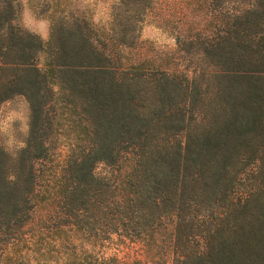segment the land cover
<instances>
[{"label":"trees","instance_id":"obj_1","mask_svg":"<svg viewBox=\"0 0 264 264\" xmlns=\"http://www.w3.org/2000/svg\"><path fill=\"white\" fill-rule=\"evenodd\" d=\"M0 0V264H264V0ZM175 12V13H174ZM108 166L97 174V163Z\"/></svg>","mask_w":264,"mask_h":264},{"label":"rangeland","instance_id":"obj_2","mask_svg":"<svg viewBox=\"0 0 264 264\" xmlns=\"http://www.w3.org/2000/svg\"><path fill=\"white\" fill-rule=\"evenodd\" d=\"M19 5L17 22L25 29L33 31L41 39H46L48 35V21L46 18L37 16L29 7L27 0L28 13L22 18L25 8L24 0H17ZM175 0H155L153 10L142 22L139 38L142 46H147L151 42L163 49L172 48L173 38L167 30L158 26L156 21H161V17H171L172 8L170 3ZM96 14L104 16L106 8L104 1L97 0L94 6ZM175 13V12H174ZM28 127V103L21 94H14L0 103V146L8 153L12 154L20 145L24 143ZM104 163H97L94 171L97 174H104L108 170Z\"/></svg>","mask_w":264,"mask_h":264},{"label":"clouds","instance_id":"obj_3","mask_svg":"<svg viewBox=\"0 0 264 264\" xmlns=\"http://www.w3.org/2000/svg\"><path fill=\"white\" fill-rule=\"evenodd\" d=\"M24 4H25V8H24V11L22 13V18L27 15L28 13V9H27V0H24Z\"/></svg>","mask_w":264,"mask_h":264}]
</instances>
